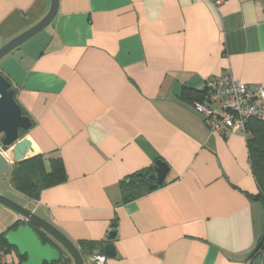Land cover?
Masks as SVG:
<instances>
[{
    "label": "crops",
    "instance_id": "1",
    "mask_svg": "<svg viewBox=\"0 0 264 264\" xmlns=\"http://www.w3.org/2000/svg\"><path fill=\"white\" fill-rule=\"evenodd\" d=\"M50 6L0 0V48ZM0 71L32 120L21 137L31 141L27 159L43 156L49 170L60 157L66 172L28 197L11 182L10 149L4 177L85 263L105 250L86 255L84 242L102 241L115 246L104 264H264L252 255L264 204L246 136L212 133L180 96L226 72L264 86V0H59L52 24L3 57ZM157 160L169 166L164 183L124 202L121 182ZM5 207L0 233L19 218ZM12 248L8 264H20Z\"/></svg>",
    "mask_w": 264,
    "mask_h": 264
},
{
    "label": "water",
    "instance_id": "2",
    "mask_svg": "<svg viewBox=\"0 0 264 264\" xmlns=\"http://www.w3.org/2000/svg\"><path fill=\"white\" fill-rule=\"evenodd\" d=\"M58 6L59 0H51L48 13L37 24L0 48V60L51 25L58 13ZM31 126L32 120L24 114L17 102L12 83L0 74V143L5 149L12 147L13 164L28 158L31 141L21 138L20 131H28ZM12 163L0 151V179L9 172ZM153 169V172L146 178L149 189H155L164 183L169 166L163 160H157ZM0 204L19 214L17 223L23 221L18 227L5 233L7 243L14 247L20 256L25 257L20 264H57L63 256H68L74 264H86L79 248L51 223L1 193ZM39 233L48 238L49 242L44 243ZM116 235V231H111L109 239H114ZM263 239L264 233L261 242ZM260 245L261 243L252 255L257 252ZM105 255L108 258L114 257V244L109 243L105 246Z\"/></svg>",
    "mask_w": 264,
    "mask_h": 264
},
{
    "label": "trees",
    "instance_id": "3",
    "mask_svg": "<svg viewBox=\"0 0 264 264\" xmlns=\"http://www.w3.org/2000/svg\"><path fill=\"white\" fill-rule=\"evenodd\" d=\"M0 74L4 75L1 71ZM5 76V75H4ZM6 77V76H5ZM7 78V77H6ZM206 85V83H205ZM206 86L198 89L193 87H184L181 92V98L188 103L204 102L206 100ZM24 112V110H23ZM26 115V113L24 112ZM248 135L246 136L251 167L259 187V192L255 198L264 204V120L251 118L247 122ZM25 131H20V137H23ZM50 169L47 170L43 156H35L22 162H18L12 169L11 182L16 189L31 198H38L42 190L57 185L66 179L65 167L60 157L49 158ZM153 167L147 170L136 172L125 178L121 182L123 201H132L151 191L146 181L147 175L153 172ZM143 174V175H139ZM16 223L13 228L18 227ZM39 236L44 243L49 242L42 233ZM0 242L8 251L12 248L5 239V233H0ZM259 253L264 254V239L260 242ZM102 241H86L84 242V254H92L94 249L100 248L105 250ZM102 253V252H101ZM94 255V254H93ZM21 261L25 257L20 256ZM57 264H71L68 256H63Z\"/></svg>",
    "mask_w": 264,
    "mask_h": 264
},
{
    "label": "built area",
    "instance_id": "4",
    "mask_svg": "<svg viewBox=\"0 0 264 264\" xmlns=\"http://www.w3.org/2000/svg\"><path fill=\"white\" fill-rule=\"evenodd\" d=\"M212 1L216 5L224 2V0ZM205 86L206 100L196 101L194 107L202 115L212 133L227 136L240 132L247 136L249 119L264 120V86L240 82L230 72L207 80ZM10 149H5L0 143V151L6 158ZM105 260V254H94L87 258L86 264H104ZM0 264H8L7 251L1 242Z\"/></svg>",
    "mask_w": 264,
    "mask_h": 264
},
{
    "label": "rangeland",
    "instance_id": "5",
    "mask_svg": "<svg viewBox=\"0 0 264 264\" xmlns=\"http://www.w3.org/2000/svg\"><path fill=\"white\" fill-rule=\"evenodd\" d=\"M7 178L4 177L0 183V191L2 194H4L6 197H8L9 199L13 200L14 202L18 203V204H24L25 201H23V199L20 197V195L16 194V191H14L10 186L9 183H7ZM1 207V205H0ZM4 207V206H3ZM8 209V207H5ZM9 210H11L9 208ZM12 212H14L13 210H11ZM16 213V212H15ZM12 249V250H11ZM10 251H14L15 250L13 248H10ZM9 251V252H10Z\"/></svg>",
    "mask_w": 264,
    "mask_h": 264
},
{
    "label": "bare ground",
    "instance_id": "6",
    "mask_svg": "<svg viewBox=\"0 0 264 264\" xmlns=\"http://www.w3.org/2000/svg\"><path fill=\"white\" fill-rule=\"evenodd\" d=\"M10 156H11L10 153H8V158H10Z\"/></svg>",
    "mask_w": 264,
    "mask_h": 264
}]
</instances>
